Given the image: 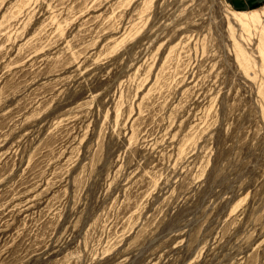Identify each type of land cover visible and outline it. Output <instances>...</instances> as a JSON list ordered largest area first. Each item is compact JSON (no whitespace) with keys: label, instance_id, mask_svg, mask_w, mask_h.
Listing matches in <instances>:
<instances>
[{"label":"rangeland","instance_id":"1","mask_svg":"<svg viewBox=\"0 0 264 264\" xmlns=\"http://www.w3.org/2000/svg\"><path fill=\"white\" fill-rule=\"evenodd\" d=\"M263 35L264 0H0V264H264Z\"/></svg>","mask_w":264,"mask_h":264},{"label":"bare ground","instance_id":"2","mask_svg":"<svg viewBox=\"0 0 264 264\" xmlns=\"http://www.w3.org/2000/svg\"><path fill=\"white\" fill-rule=\"evenodd\" d=\"M234 16H235L236 18L238 17V19L242 20L241 23L243 22V20H244V21L247 20L246 16L244 17L243 14H242V15H240V14H239V15H236V14H234ZM247 17H248V16H247ZM251 18H252V17H251ZM254 18H255V17H253L252 19H254ZM245 19H246V20H245ZM240 20H238V21H240ZM250 20H251V19H250ZM250 20H249V21H250ZM243 23H244V22H243ZM245 25H246V24H245ZM260 28H261V27H260ZM262 32H263V31H262ZM262 34H263V33H262ZM263 36H264V35H263ZM263 38H264V37H263ZM260 39H262V38H260ZM262 42H263V43H262ZM262 42H261L260 44L263 45V47H264V41H262ZM261 45H260V46H261ZM263 53H264V52H263ZM263 57H264V56H263Z\"/></svg>","mask_w":264,"mask_h":264},{"label":"crops","instance_id":"3","mask_svg":"<svg viewBox=\"0 0 264 264\" xmlns=\"http://www.w3.org/2000/svg\"><path fill=\"white\" fill-rule=\"evenodd\" d=\"M253 1H255V2H260V1H262V0H253Z\"/></svg>","mask_w":264,"mask_h":264}]
</instances>
